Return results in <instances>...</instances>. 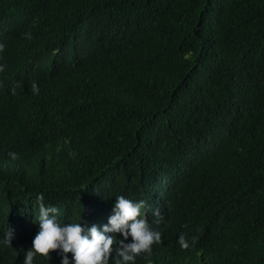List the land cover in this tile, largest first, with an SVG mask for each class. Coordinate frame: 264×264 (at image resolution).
<instances>
[{
  "label": "trees",
  "instance_id": "trees-1",
  "mask_svg": "<svg viewBox=\"0 0 264 264\" xmlns=\"http://www.w3.org/2000/svg\"><path fill=\"white\" fill-rule=\"evenodd\" d=\"M0 46V264L40 194L101 231L145 201L161 242L134 264H264V0H0Z\"/></svg>",
  "mask_w": 264,
  "mask_h": 264
},
{
  "label": "clouds",
  "instance_id": "clouds-1",
  "mask_svg": "<svg viewBox=\"0 0 264 264\" xmlns=\"http://www.w3.org/2000/svg\"><path fill=\"white\" fill-rule=\"evenodd\" d=\"M32 90L37 94L39 92L35 83L32 84ZM8 155L13 160L18 159V155L14 152ZM43 201V194H40L37 197L39 231L32 241V247L29 250L25 247L23 264H33L37 254L49 257V253L58 249L64 254L73 253L74 264H108L113 251L117 255L115 264H128V262L134 264L136 256L142 252L150 253L153 243L161 242V234L150 230L148 223L142 217V209L145 207L143 200L132 201L123 196L117 197L115 214L109 218L108 225H105L102 231L96 226L82 227L81 223L61 226L55 215L51 217L49 215L55 214L57 209L46 207ZM155 215L159 216V211ZM107 233H120L123 236L115 250L112 247L115 242L114 236L106 235ZM6 236L10 242L12 233L9 232ZM129 236L132 242L125 243ZM178 242L182 249L189 248L184 234L180 235ZM192 243H195V238L192 239ZM62 264H69L67 255H64Z\"/></svg>",
  "mask_w": 264,
  "mask_h": 264
}]
</instances>
